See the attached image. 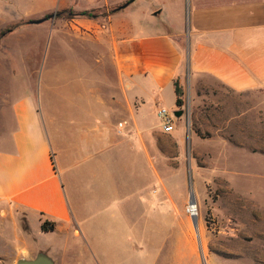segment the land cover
Instances as JSON below:
<instances>
[{
  "label": "crops",
  "instance_id": "crops-1",
  "mask_svg": "<svg viewBox=\"0 0 264 264\" xmlns=\"http://www.w3.org/2000/svg\"><path fill=\"white\" fill-rule=\"evenodd\" d=\"M49 1L107 14L68 18L85 46H48L45 63L18 69L38 73L44 97L21 80L20 96H0V264L38 253L55 264H199L162 256V232L193 239L195 226L151 225L150 168L166 154L149 113L188 74L194 86L206 76L237 93L264 90V0Z\"/></svg>",
  "mask_w": 264,
  "mask_h": 264
},
{
  "label": "rangeland",
  "instance_id": "rangeland-1",
  "mask_svg": "<svg viewBox=\"0 0 264 264\" xmlns=\"http://www.w3.org/2000/svg\"><path fill=\"white\" fill-rule=\"evenodd\" d=\"M27 1L33 8L0 0V96L8 98L21 94L15 80L33 81L31 95L45 96L38 73L18 69L45 63L48 46L58 50L85 46L70 36L68 18L76 12L49 0ZM95 13L107 14L106 10ZM38 20L44 21L31 23ZM133 34H147V29H135ZM104 71V79L112 81V71ZM77 74L90 77L85 68ZM189 76L182 87L181 107L168 91L149 110L155 126L159 109L182 111L174 120V132L162 134L159 140L165 162L161 158L160 167L157 162L150 168L151 225L197 223L193 239L184 231L162 232L167 237L162 256L172 251L188 263L198 259L199 264H264V90L237 93L206 76L194 86ZM154 169L164 179L165 190ZM191 198L196 206L193 218L186 213ZM158 199L161 208L155 204ZM180 236L181 245H175Z\"/></svg>",
  "mask_w": 264,
  "mask_h": 264
},
{
  "label": "built area",
  "instance_id": "built-area-1",
  "mask_svg": "<svg viewBox=\"0 0 264 264\" xmlns=\"http://www.w3.org/2000/svg\"><path fill=\"white\" fill-rule=\"evenodd\" d=\"M158 119L160 121V129L163 134H171L175 130L174 120L177 119L174 117L173 113H168L164 108L158 110ZM186 213L190 217L196 216V206L189 203L186 207Z\"/></svg>",
  "mask_w": 264,
  "mask_h": 264
},
{
  "label": "trees",
  "instance_id": "trees-1",
  "mask_svg": "<svg viewBox=\"0 0 264 264\" xmlns=\"http://www.w3.org/2000/svg\"><path fill=\"white\" fill-rule=\"evenodd\" d=\"M111 12H113V10ZM95 14L96 13H95L94 10H90V11L76 12V13H74V16L92 17ZM3 34L4 33H1V36ZM174 94H175V105L177 107H181L183 105V100H182V97H183V88L180 85V83H179L178 80H175L174 81ZM54 228H55V224L54 223H51V222L44 221L41 224V230L43 232H45V233L52 232L54 230Z\"/></svg>",
  "mask_w": 264,
  "mask_h": 264
},
{
  "label": "water",
  "instance_id": "water-1",
  "mask_svg": "<svg viewBox=\"0 0 264 264\" xmlns=\"http://www.w3.org/2000/svg\"><path fill=\"white\" fill-rule=\"evenodd\" d=\"M125 6V5H124ZM44 20L32 21L31 23L40 24ZM174 117L178 118L182 115V111L177 110L174 113ZM190 203L194 204L193 198L190 199ZM194 226H197L196 220L194 221ZM15 264H55L54 261L44 253H38L32 259H19Z\"/></svg>",
  "mask_w": 264,
  "mask_h": 264
}]
</instances>
